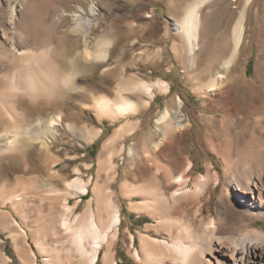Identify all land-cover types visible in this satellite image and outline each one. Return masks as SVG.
<instances>
[{"label":"bare ground","instance_id":"1","mask_svg":"<svg viewBox=\"0 0 264 264\" xmlns=\"http://www.w3.org/2000/svg\"><path fill=\"white\" fill-rule=\"evenodd\" d=\"M209 1L189 2L181 20L170 16L175 32L182 33L187 41L191 63L198 49L200 11ZM250 2L245 0L244 8L234 24L230 54L222 59L219 71L200 86L206 92L212 94L224 88L221 80L239 54L245 31L246 6ZM18 3L16 1L6 6L5 19L2 17L4 23L0 25V181L11 175L15 165L22 164L24 168L28 165L33 168L44 166L45 170L46 164H53V168L46 166L45 171L41 168L45 176L42 182L39 178L41 183L33 177L20 191L0 194V206H8L22 217L21 222L12 218L8 211L0 209V226L2 230H9L19 264H40L37 252L25 244L29 231L45 264H97L100 259L103 264H118L116 248L122 230L128 235L129 254L141 264H264V227L261 223L264 221V97L261 96L264 87L254 81L237 85L245 96L250 91L258 93L259 98L255 99H259L262 105L257 104L258 100L249 101L246 98L245 109L247 115L251 116L247 124L253 125L252 136H257L263 142L258 152L249 150V153H243L244 156H235L234 153L229 157L232 152L227 151L233 149L227 148L225 151L221 146H213L215 154L222 160L223 172L210 162L206 166V173H199L193 178L190 174L193 161H184L183 170L176 172L159 160L161 144L165 140L171 142L176 131L184 126V101L180 97L176 99L174 111L165 107L157 117L156 126L161 138L155 141L154 135H151L150 142L143 145V158L139 157L135 146L128 147L135 171L120 184L119 194L129 199L128 208L131 211L146 214L156 221L148 223L145 230L137 231L136 236L127 225H123L122 204L112 184L118 177L114 157L125 150L123 145L117 147L118 141L136 132L138 121L128 119L121 122L105 139L99 153L98 177L94 183L92 176L86 179L80 176L82 170L75 166L76 175L64 180L63 190L56 186L54 188V185L50 187V180L59 173L56 166L64 159L52 148L60 139L61 126L84 144L93 143L101 136L103 129L87 123L90 115H94L99 122L104 119L120 121L139 111L143 102L137 101L140 94L146 97L144 108L151 104L156 91L167 95L170 92L169 82L162 78L153 81L128 78L120 80L112 89L105 86V81L103 86L99 81L101 77H93L87 86H83V77L90 76L94 70L87 68L83 62L106 61L110 55L111 40L101 37L93 46L86 34L83 36L84 48L76 51L80 37H74L76 52H68L71 55H64L60 58L63 61L58 64L54 61L55 48L48 36L40 39L42 44L38 50L23 47L31 41L32 36L23 26ZM89 9V14L96 13L93 6ZM85 11L83 8L77 15H83ZM62 15L52 18L54 25H60L64 19ZM89 21L87 19L83 23L81 19L73 26L71 33L77 36L89 27ZM8 68L11 70L4 72ZM111 91L115 93L112 96ZM227 104L226 110H236L234 102ZM36 149L38 153L34 152ZM91 166L92 163L85 164L87 169ZM145 167L151 171V180L139 182L145 177ZM162 172L167 188L172 187L169 192L163 188V181L159 178ZM102 174L105 178H102ZM90 186L91 195L88 194ZM218 188L221 194L214 212L209 203ZM30 191L39 197L35 212L40 207L49 208V212L46 216L39 209L38 212L45 216L39 213L38 218L36 214L34 217L45 223L34 220L36 225L26 228L23 210L32 204L28 200ZM85 194L89 196L84 209L73 217L80 199L74 203L70 199ZM193 208V212H190ZM236 215H240L239 222H234ZM50 220L53 225L47 226ZM54 237L58 239L54 240ZM11 261L12 258L0 249V264Z\"/></svg>","mask_w":264,"mask_h":264},{"label":"rangeland","instance_id":"2","mask_svg":"<svg viewBox=\"0 0 264 264\" xmlns=\"http://www.w3.org/2000/svg\"><path fill=\"white\" fill-rule=\"evenodd\" d=\"M16 1L19 2L18 7L20 5L19 12L23 17V26L32 36L31 41L27 45H23V47L38 50L40 49V44H42L40 39L48 36L55 48L53 53L54 61L58 64H61L60 61H63L61 59L64 55L74 54L77 50L84 48L83 36L86 34L89 35L93 46L101 37H108L107 39L111 40L110 55L106 61L83 62L87 68L94 69L90 76L83 77L84 79L81 81L83 86H87L90 82L89 80L93 77H101L100 79L103 81H99L102 82L103 86L106 82L105 86L112 89L120 80L123 79L124 81L125 79L128 80V78H143L148 81L162 78L170 84V92L167 95L155 92L156 94L151 104L147 106L148 108L145 106L147 109L143 105L146 97L140 94L138 96L140 99H137V101L141 103L143 100L141 103L142 108L140 107L137 113L120 121L110 122L104 119L99 122L94 118V115H90L87 123L92 127L103 129L101 136L91 144H84L76 136L74 137L72 134L65 132L61 126L59 131V134H61L60 139L53 144L52 148L56 154L64 158L56 166L59 171L58 174L61 176L58 177L57 174V176L52 177L53 180L50 178V187L54 185V188L56 186L63 190L65 186L64 180L76 175L74 173L75 166L81 168L82 173L80 176L85 179L92 176L93 183L96 182L98 177V157L103 142L121 122L128 119L136 120L138 121L136 132L118 141L117 147L123 145L125 150L121 155L114 157V161L118 165V177L112 185L117 191L122 204V215L125 217L123 225H127L137 236V231L145 230L148 223H156L154 218L131 211L128 208L129 199H125L119 194L120 184L125 178L131 177L135 171L131 164L132 158L128 154V147L135 146L139 157L143 158V145L150 142L151 135H154L155 141H159V138H161L156 126L157 117L162 114L165 107H169L174 111L178 97L184 101L182 112L184 126L172 136V144L166 140L161 144L160 153L162 155L159 160L162 164L165 165L167 163L166 166L174 168L176 172H181L182 168H184V161L191 160L194 165L190 174L195 178L199 173L207 172L206 166L210 162H213L223 172L222 160L215 154L213 146H221L220 148L222 150L225 149V151H227V148L233 149L227 151L228 153L232 152L229 153V157H231V154L234 155V153L236 154L235 156H240L241 154L244 156L246 151L249 153V150L250 152H255V150L258 152L263 140L257 136H252L253 125L247 124V121H251V116L247 115L245 99L248 98L249 101L258 100V105H262V102L259 99H255L259 98L257 92H246L247 96H245L244 92L237 89V85L238 83L240 85L241 82L246 84L254 81L264 87V0H251L246 6L245 31L239 54L233 66L221 80L224 88L212 94L206 92L207 90H203L200 86L219 71L222 59L226 54H230L228 52L231 48L230 37L240 10L244 8L245 0H210L202 7L200 11L201 27L199 30L198 49L196 50L193 64L189 60L187 41L182 33L175 32L171 18L181 20L185 8L192 0H0V25L4 23L3 18L5 19L6 15L4 10L9 4ZM90 6L95 9V14H89ZM83 8L87 11L83 15H77L80 14ZM87 12L88 15L86 14ZM61 13L64 19L60 25H54L52 18ZM81 19L83 23L90 19V25L76 36L71 33V29ZM74 37H80L79 39L82 41L80 45V40H77V49H75L73 43ZM68 52H71V54ZM9 70L11 68L5 69L4 72ZM104 75L105 78H103ZM113 94L115 93L112 92L111 96ZM261 96L264 97V91L261 92ZM233 102L236 105V110H226L228 108L227 103L231 104ZM177 134L178 137L176 136ZM34 152L38 153L39 150L36 149ZM229 157L227 155V158ZM257 157L260 156L257 155ZM86 163H92L90 169L85 167ZM52 165L51 162L48 165L46 164L48 167H52ZM46 166L45 170L48 168ZM33 167L28 165L24 168L22 164L15 165L11 175L3 177L0 181V194L6 193V195H9L20 191L29 182V179L33 177L37 178L39 182L41 179L42 182L45 178L44 172H42L44 166ZM143 169L147 178L144 177L138 181H150L151 171L146 167ZM102 178H105L104 174H102ZM159 178L163 181V188L167 192L172 190V187L167 188L163 172L160 173ZM154 185H157V183ZM91 186L89 187L90 195L92 194ZM32 194L34 195L30 191L28 198L32 204L26 206L23 210L25 211L23 217L27 220V224H24L26 228H28V225L33 226L36 223H45L44 220H40V222L36 219L41 213L40 211L43 210L42 212L45 215L49 212V208L46 207H40L38 208L40 211L36 210L35 212L39 204V197L37 194L34 196ZM220 194L221 190L218 188L217 193L213 195L209 203L214 212H216L217 200ZM88 196L85 194L70 199L71 203L80 199L73 211V217L75 216L74 214L84 209ZM0 209L8 211L12 218L22 222V217L8 206H0ZM193 210L194 208L190 212H193ZM27 211L28 213H26ZM30 212L34 215H31ZM35 214H38L37 218H35ZM174 214L176 216L179 215L177 213ZM41 215L43 214L41 213ZM34 220H36V223H34ZM50 221H47V226L53 225V222ZM239 221L240 215H236L234 222ZM261 223L264 227V221ZM2 228L0 226V249L12 258L9 264H19L9 230H2ZM150 233L154 234V231ZM127 237L128 235L122 230L121 238L116 248L118 264H141L136 262L129 254L127 247V241L129 240H127ZM160 237H163V235ZM55 239L56 237H54ZM136 240L138 245V237ZM34 242L29 231L25 244L37 252L38 262L45 264L43 256L38 254ZM97 264H103L102 260L100 259Z\"/></svg>","mask_w":264,"mask_h":264},{"label":"crops","instance_id":"3","mask_svg":"<svg viewBox=\"0 0 264 264\" xmlns=\"http://www.w3.org/2000/svg\"><path fill=\"white\" fill-rule=\"evenodd\" d=\"M237 20V19H236ZM228 52L230 53L231 52V48L228 50Z\"/></svg>","mask_w":264,"mask_h":264},{"label":"trees","instance_id":"4","mask_svg":"<svg viewBox=\"0 0 264 264\" xmlns=\"http://www.w3.org/2000/svg\"><path fill=\"white\" fill-rule=\"evenodd\" d=\"M88 194H90V192H89ZM88 194H87V195H88Z\"/></svg>","mask_w":264,"mask_h":264}]
</instances>
